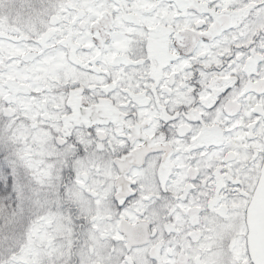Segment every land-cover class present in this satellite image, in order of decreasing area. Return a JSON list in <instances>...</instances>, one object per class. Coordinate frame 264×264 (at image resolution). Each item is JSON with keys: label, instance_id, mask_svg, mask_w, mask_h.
Wrapping results in <instances>:
<instances>
[{"label": "snow or ice", "instance_id": "obj_1", "mask_svg": "<svg viewBox=\"0 0 264 264\" xmlns=\"http://www.w3.org/2000/svg\"><path fill=\"white\" fill-rule=\"evenodd\" d=\"M0 264H264V0H0Z\"/></svg>", "mask_w": 264, "mask_h": 264}]
</instances>
